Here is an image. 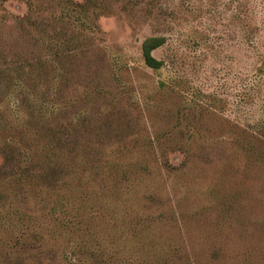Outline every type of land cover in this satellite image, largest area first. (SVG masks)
Segmentation results:
<instances>
[{"label": "rangeland", "instance_id": "obj_1", "mask_svg": "<svg viewBox=\"0 0 264 264\" xmlns=\"http://www.w3.org/2000/svg\"><path fill=\"white\" fill-rule=\"evenodd\" d=\"M0 264H264V0H0Z\"/></svg>", "mask_w": 264, "mask_h": 264}, {"label": "trees", "instance_id": "obj_2", "mask_svg": "<svg viewBox=\"0 0 264 264\" xmlns=\"http://www.w3.org/2000/svg\"><path fill=\"white\" fill-rule=\"evenodd\" d=\"M27 17H24V19H26ZM165 43V37H162V36H151V37H148L146 38L143 43H142V55H143V59H144V62L145 64L147 65V67L153 69V70H160L164 63L163 61L157 59L155 56H154V52L156 50H158L159 48H161ZM87 179L88 180V177L87 175L85 174L84 177H83V180ZM87 184H85L86 186ZM121 249H124V250H128L127 248H124V247H115L113 249L112 252L109 253V256L108 258H115L116 255L118 254H124V251L121 250Z\"/></svg>", "mask_w": 264, "mask_h": 264}]
</instances>
